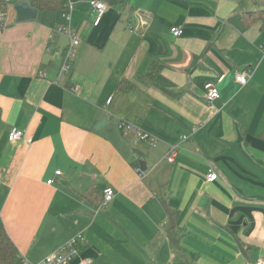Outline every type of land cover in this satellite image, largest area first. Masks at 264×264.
<instances>
[{
    "label": "crops",
    "instance_id": "crops-1",
    "mask_svg": "<svg viewBox=\"0 0 264 264\" xmlns=\"http://www.w3.org/2000/svg\"><path fill=\"white\" fill-rule=\"evenodd\" d=\"M17 1L31 5L13 0L0 27V217L20 255L40 261L80 238L95 260L264 261V24L244 22L264 0H101L97 24L90 0H66L79 38L68 72L70 40L54 32L65 11L16 22ZM13 128L24 138L9 141Z\"/></svg>",
    "mask_w": 264,
    "mask_h": 264
},
{
    "label": "built area",
    "instance_id": "built-area-1",
    "mask_svg": "<svg viewBox=\"0 0 264 264\" xmlns=\"http://www.w3.org/2000/svg\"><path fill=\"white\" fill-rule=\"evenodd\" d=\"M13 0H2V5L0 7V27L2 29L6 28L9 24L8 19V10L11 6V3ZM89 5L91 9L94 11L95 14V21L94 24H97L99 20L103 17V15L107 12L109 9L108 4L101 0H90ZM72 9V5L67 6V10L64 13V23L57 26L54 30L55 33L63 34L67 36L70 40V45L67 47V50L64 54V61L61 66L62 72H68L71 67V62L73 61L75 57V48L79 44V38L76 34L75 29L71 25V19H70V12ZM171 34L173 37H178L181 34V30L178 28H172ZM248 80V75L244 72L237 73L235 75V81L240 85H245ZM204 96L206 97L208 102H213L214 100L219 98V91L217 89L216 84L214 83H206L204 85ZM110 100L107 101L109 103ZM118 128L125 129V130H133L134 128L126 123H119ZM135 134L138 140L145 141L150 143L151 145H155L158 141L154 136H151L145 132H141L135 129ZM24 138V132L20 131L16 128L11 129L8 140L9 141H18ZM185 139V137H183ZM177 156V147H171L170 151L166 157L167 162L173 163L175 158ZM57 175L60 174L59 171L56 172ZM217 176L215 172L212 170V168L208 169V172L206 174V182L211 183L216 181ZM53 183V180H49L48 184ZM113 191L111 189H106L104 191L103 196V204L108 203L113 198ZM100 206H103L102 204ZM76 239L72 240L68 244L62 246L49 256H47L45 259L41 260L37 263H31L28 262L26 259L23 258V264H69L73 258L77 257L79 255L78 250L75 248ZM79 264H92L91 260H81ZM256 264H264V261L262 259H257Z\"/></svg>",
    "mask_w": 264,
    "mask_h": 264
},
{
    "label": "trees",
    "instance_id": "trees-1",
    "mask_svg": "<svg viewBox=\"0 0 264 264\" xmlns=\"http://www.w3.org/2000/svg\"><path fill=\"white\" fill-rule=\"evenodd\" d=\"M2 5V0H0V7ZM31 6L37 9L38 11H66L67 10V1L66 0H31ZM257 21H261L264 24V10L258 12L257 14L253 12L247 13L244 18V22H246L245 26H248L252 23H256ZM157 73V67H152L150 72L148 73L149 77H155ZM132 85L127 81H121L118 84V90L128 91L131 89ZM176 213L168 210V224L166 227V233L171 238L174 246L177 247L178 242L177 238L173 233V228L175 224ZM85 244L76 241L75 248L78 252H82L85 248ZM23 257L20 255L17 247L10 239L6 230L4 228V224L0 217V264H23Z\"/></svg>",
    "mask_w": 264,
    "mask_h": 264
},
{
    "label": "rangeland",
    "instance_id": "rangeland-1",
    "mask_svg": "<svg viewBox=\"0 0 264 264\" xmlns=\"http://www.w3.org/2000/svg\"><path fill=\"white\" fill-rule=\"evenodd\" d=\"M99 207H102V206H99ZM74 239L80 241V238H73L69 242H71ZM69 242L65 243L64 245L68 244ZM104 242H106L105 239H104ZM64 245H61L59 248H61ZM59 248L55 249L53 252H55ZM52 253H50V254H52ZM43 259H41V260H43ZM83 259L91 260L92 264H132V262H134V261L130 262L127 259H121V257L119 258L118 255H107V256L105 255V256H101L100 259L95 260V257L93 256L92 252L91 253L90 252L84 253V251H82V252L79 253V255L77 257L73 258L72 261L69 264H79L80 261L83 260ZM40 261H29V262L37 263V262H40Z\"/></svg>",
    "mask_w": 264,
    "mask_h": 264
},
{
    "label": "water",
    "instance_id": "water-1",
    "mask_svg": "<svg viewBox=\"0 0 264 264\" xmlns=\"http://www.w3.org/2000/svg\"><path fill=\"white\" fill-rule=\"evenodd\" d=\"M14 10L16 12V22H24L28 20H35L37 18L38 10L32 7L26 1H17L14 4ZM106 123V118H102L97 125L94 127L95 130H98L104 126ZM145 164L140 163V170H145Z\"/></svg>",
    "mask_w": 264,
    "mask_h": 264
}]
</instances>
